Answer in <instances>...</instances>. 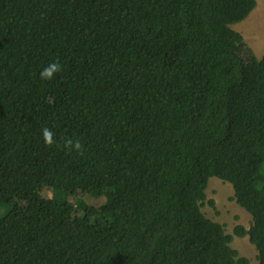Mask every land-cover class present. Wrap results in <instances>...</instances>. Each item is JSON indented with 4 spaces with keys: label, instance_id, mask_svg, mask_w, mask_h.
I'll list each match as a JSON object with an SVG mask.
<instances>
[{
    "label": "trees",
    "instance_id": "16d2710c",
    "mask_svg": "<svg viewBox=\"0 0 264 264\" xmlns=\"http://www.w3.org/2000/svg\"><path fill=\"white\" fill-rule=\"evenodd\" d=\"M256 3L0 0V264H249L233 235L264 264ZM212 176L248 228L205 215Z\"/></svg>",
    "mask_w": 264,
    "mask_h": 264
},
{
    "label": "rangeland",
    "instance_id": "374dc122",
    "mask_svg": "<svg viewBox=\"0 0 264 264\" xmlns=\"http://www.w3.org/2000/svg\"><path fill=\"white\" fill-rule=\"evenodd\" d=\"M256 1L254 9L245 19L231 26L241 33L247 45L260 58L264 54V0ZM208 181L207 199L214 200L215 205L210 206L205 203L202 207L205 215L222 223L228 233H233L237 224L248 228L252 220L251 214L235 201L232 185L215 176L210 177ZM5 210L6 206H0V215ZM231 245L238 250L240 255L249 259V264H258L257 249L247 236L233 235Z\"/></svg>",
    "mask_w": 264,
    "mask_h": 264
},
{
    "label": "clouds",
    "instance_id": "9594fccd",
    "mask_svg": "<svg viewBox=\"0 0 264 264\" xmlns=\"http://www.w3.org/2000/svg\"><path fill=\"white\" fill-rule=\"evenodd\" d=\"M59 71H61V65L58 62H53L41 71L40 77L41 79H52L54 77V74ZM42 134L45 144L51 146L54 143L53 133L51 132V130H49L48 128H44ZM67 144L71 145L72 141H67ZM75 147L79 149L81 147L80 143L76 142Z\"/></svg>",
    "mask_w": 264,
    "mask_h": 264
}]
</instances>
